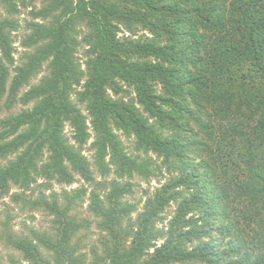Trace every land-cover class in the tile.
<instances>
[{"label": "trees", "instance_id": "16d2710c", "mask_svg": "<svg viewBox=\"0 0 264 264\" xmlns=\"http://www.w3.org/2000/svg\"><path fill=\"white\" fill-rule=\"evenodd\" d=\"M188 10H202L196 23L188 22ZM36 18L49 22L30 25L23 44L34 52L12 78V23L0 18V102L10 109L36 101L0 121V160L14 156L0 165V197L17 188L15 202L53 215L59 229L33 239L5 230L7 244L30 264H79L72 237L89 222L70 212L87 191L51 187L79 176L92 187L88 211L106 233L103 264H264V0H50ZM77 21L88 29L85 71L74 56ZM119 24L132 36L147 30L151 37L118 38ZM44 62L48 74L19 95ZM79 105L91 118L92 164L82 153L89 134ZM194 129L204 137H190ZM117 131L175 174L126 227L135 210L122 202L129 183L113 180L101 194L95 172L144 179L155 173L126 151ZM31 188L36 198L25 196ZM171 204L166 228H157ZM8 263L21 264L14 257Z\"/></svg>", "mask_w": 264, "mask_h": 264}, {"label": "rangeland", "instance_id": "374dc122", "mask_svg": "<svg viewBox=\"0 0 264 264\" xmlns=\"http://www.w3.org/2000/svg\"><path fill=\"white\" fill-rule=\"evenodd\" d=\"M13 3V8L6 7L1 4L0 1V18L7 19L12 23V26H8L7 32L9 33L10 46H11V63L7 66L10 68V77L12 78L16 73L13 72V68L20 66L25 56L34 52V47H28L23 44L26 37L31 33L30 25L32 23H46L49 22V19H35L36 11L46 7L50 0H11ZM213 3V2H212ZM211 3V5H212ZM203 5V4H202ZM207 5V4H206ZM206 5L203 6L204 9ZM209 7H207L208 9ZM206 9V10H207ZM202 11V10H201ZM201 11L188 10L189 13V23H196L199 20L198 13ZM182 24V29L187 30L186 23L180 21ZM199 27V26H198ZM119 32L118 38H132L140 39L141 37H151V34L147 30H138L135 33V36L130 35L122 25H118ZM73 38L75 40V60L78 64L80 70H86V62L88 59V50L89 46L83 40L86 36L88 29L83 22L77 21L74 27ZM149 61H155V59H149ZM48 74V62L41 64L40 69L36 74H33L32 78L29 80V86H24L21 88L19 95L25 93L30 86L36 85L39 81ZM10 78V79H11ZM76 87L77 90H82L81 85ZM9 81L7 82V85ZM126 88V87H124ZM158 92L161 93L160 86L158 85ZM131 90H129L130 92ZM127 94L125 97H127ZM123 95H120L122 97ZM134 94L130 92L128 97H133ZM72 100L76 102V98L73 95ZM36 101H33L27 105H22L20 102L14 104L10 109L5 108L4 101L0 102V121L1 119L6 118L9 115H14L20 112L23 109H30L33 107ZM79 109L86 119V124L88 126L89 139L85 142L82 147V153L88 159L90 164H92V150L91 143L93 142V131L91 129V118L89 112L86 110L84 105H79ZM208 121L207 118H205ZM221 124H219L220 126ZM223 126H226L225 123H222ZM1 130V128H0ZM64 133L70 143H73L72 132L68 124L64 126ZM117 135L122 141L126 151L132 155L138 157V160H145L150 163L152 171L155 175L149 178H143L137 173H133L131 177L125 176L123 178H118L116 175L111 172L106 177L99 176V173L95 172L94 167L92 170L96 182H100L99 193L105 194L109 191L110 183L113 180L118 181L120 184L129 183L130 191L127 194H124L122 202H126L134 207V212L130 215V218L123 221L124 227L128 226V220L134 221L136 216L143 211L144 203L149 196L155 193L157 189L165 185L173 174H168L166 167L162 165V159L158 158L155 154L148 152L143 153L134 149L133 137L127 138L121 132L117 131ZM194 139L203 138L204 135L199 129H194L192 133H188ZM218 135H220L217 128L214 129V141H218ZM213 143V141L209 142ZM200 155L204 156V152H201ZM194 158V163H197L199 155H191ZM195 156V157H193ZM14 156H10L5 160H0V165H4L6 161L13 159ZM42 180H37V184L41 183ZM52 189L56 192H61L63 189L67 191H74L80 189H86V194H83L79 202H76L75 207L71 209V216H74L77 222L88 221L89 224L82 226L72 237V243L77 248L76 256L81 258L79 264H103L101 257L104 253L103 243L106 242V233L100 231L97 225L98 219L94 217L88 211V195L89 191L92 189L87 183H85L79 176H75V180L70 185L65 184H52ZM103 189H101V188ZM97 188V187H96ZM31 194L27 192L25 196L28 198H36L38 196V189L31 188ZM20 193V190L13 187L10 189L9 193L3 197H0V260L3 264H9L8 261L11 257L16 258L20 261L21 264H30L23 260L22 255L19 251L13 249L7 244V241L4 237L5 230L9 231L16 237H27L33 239V233L35 232H44L52 237L57 235V229H59V224L56 223L55 217L50 215L48 212H44L40 209H34L29 204L24 203L22 200L15 202L13 199L14 194ZM176 205L171 204L162 215V221L157 223V228H163L167 226V222L172 217ZM218 237V236H217ZM160 243V242H159ZM215 243V242H213ZM217 244V243H216ZM217 246V245H216ZM40 249L44 256H48V252L40 246ZM222 250V247L219 248ZM152 251V250H151ZM187 264H203L201 262L187 263Z\"/></svg>", "mask_w": 264, "mask_h": 264}]
</instances>
